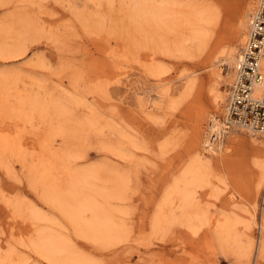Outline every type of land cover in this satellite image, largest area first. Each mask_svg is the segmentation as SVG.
I'll return each mask as SVG.
<instances>
[{
  "label": "rangeland",
  "instance_id": "1",
  "mask_svg": "<svg viewBox=\"0 0 264 264\" xmlns=\"http://www.w3.org/2000/svg\"><path fill=\"white\" fill-rule=\"evenodd\" d=\"M133 1L0 0V264H264V245L258 256L246 252L248 240L264 241V148L258 163L250 134L238 131L218 154L203 145L231 85L229 65L216 56L248 0H139L169 2L162 19L137 16ZM83 121L93 123L88 134ZM61 122L77 137L53 136ZM197 155L208 164L195 204L213 220L156 231L154 218L178 211V198L163 204L166 190ZM90 167L128 177L122 199L97 194L110 184L95 180L119 239L82 236L47 196H66L77 170ZM225 216L236 222L237 248L218 241ZM43 233L67 240L79 259L42 255L34 242Z\"/></svg>",
  "mask_w": 264,
  "mask_h": 264
},
{
  "label": "bare ground",
  "instance_id": "2",
  "mask_svg": "<svg viewBox=\"0 0 264 264\" xmlns=\"http://www.w3.org/2000/svg\"><path fill=\"white\" fill-rule=\"evenodd\" d=\"M142 1L134 0L132 3L133 9L135 10L137 16H140L145 12H148L150 14L152 13L151 15H153L156 18L159 17L160 19H162V17L165 18L171 13V12L169 13V11L171 10L170 3L167 1H160L157 5H155L154 3L153 4L150 3L147 6H144ZM262 1L263 0H248L242 12L238 14L236 17L235 28L232 31L228 45L224 47L222 51H219L222 54V57L216 56V59L217 58L219 59L218 62L220 64H222V62H226L229 65L230 70L228 75L230 76L229 82L231 84L236 75L241 45L243 44L244 39L246 37L252 16L259 9ZM202 36H203L202 32L199 30V28L198 27L194 28L193 38L195 40L196 39L199 40L198 41L200 42L199 48L201 49L205 48V42L203 43L202 40V38L204 37ZM216 75L218 77L222 76L221 73H219V70L216 71ZM219 84L220 82L214 88L215 101L217 102V106L221 107L225 101L226 93L221 91V87H219ZM61 113L59 112V114ZM59 114L57 115L59 118L58 120L62 119L61 115ZM62 123L63 122H61L60 124L58 123L59 125L54 127L52 126L53 128L51 131L53 136L60 135L64 137L66 141L71 138H74L75 136L77 137L78 131H76L73 135V133L71 134L69 128L64 126ZM81 124H85L84 126H82L84 128L85 126L88 125L92 126L93 123L90 121H83ZM86 129L84 128L83 131L86 132ZM237 131L246 132L238 129L226 130L221 119L217 118L215 115L211 116L208 125L209 135H206L203 141L204 148H206L207 151L213 154H218L219 150H221L222 147L224 146L226 135L227 137H232L233 135H236ZM87 132L86 134H88ZM249 134L252 138V141L250 142L252 145L251 147L255 151V155L257 156L256 157L257 162L260 163L261 158L259 156L262 148H264L263 146L264 144L262 145L259 144V142L262 140H258V137H262L264 141V135H257L253 133H249ZM84 135L85 134H83V136ZM108 146L111 147V144ZM10 150L12 149L10 148ZM110 150L118 154H124L126 151L123 149V147L120 146H112ZM63 155L66 154L63 153ZM203 155L195 156L193 160L184 169L181 176L176 178L172 183V185L168 188V190H166L167 193L163 198V204L167 206L173 204L175 205L174 200L178 198L179 200L178 211H176V209L174 210L171 208V210H169L170 212L168 213L169 215L167 218L161 215H160L161 217L160 216L156 217L158 215V213H156L157 215L154 216L156 218H154V222H153V227L156 231H160V232L164 231L169 224L177 221L187 224V226L191 228L199 227L200 225L207 223L208 220L209 223L211 222L210 221L211 218L207 216L206 211H202V209H198V207H196L195 204V195L197 193L196 191L199 187L204 186L203 175H204V171L206 170V165L208 164L207 160H205L206 157ZM262 163L264 162L262 161ZM101 179H103L105 183L110 184L109 190L107 191L104 190L103 192L96 191L97 194L107 199H110L111 197L122 199L124 197V192L126 191L127 181H128L127 175L124 172L119 171L118 169L115 168L107 169V167H102V168L90 167L84 170H77V173L73 176L72 179H70V183H69L70 185H68V187L65 189L64 193H66V196L64 194H63L64 196H59L58 194L55 193H50V194L48 193L47 196L50 200H52V202H56V204H58L59 208L62 210L65 216L71 221L77 232L80 233L82 236H89L91 238L98 240L111 241L113 239L115 240V238H118L121 235V233H119L120 228L116 226L117 224L115 225L114 222L112 221L110 215L111 213L107 211L104 205H99L96 201L97 197L95 198L96 195L94 194L95 180L99 181ZM85 188H89L91 191H93V193L91 191L87 192L88 190H85ZM163 209L164 207L161 208L160 211H162ZM88 213H90L89 215L90 217H87ZM164 213H166V211H164ZM32 216L40 219L43 218L38 213H34ZM225 217L226 218L223 219L224 221H222L217 225L218 241L224 246H231V247L233 246L234 248H237L236 244L239 242L240 238H239V234L236 232L237 230L236 222L235 220H229L227 216ZM262 224L263 225H261V227L263 230L264 229L263 221ZM156 234H158V232ZM160 234L161 233H159V235ZM263 245H264V241L261 238L258 245H256L252 239L248 240V247L246 249L247 255L250 254L252 250H256L258 256L263 249ZM34 247L40 253H42V255L50 259L61 260V262L64 263L70 262L71 260L77 261L79 259L77 256H75L76 253L74 252V249L71 247L70 243L67 242V240L64 241L61 237L53 235L51 233L41 234L39 239L36 242H34ZM257 259L258 258H256V260Z\"/></svg>",
  "mask_w": 264,
  "mask_h": 264
},
{
  "label": "built area",
  "instance_id": "3",
  "mask_svg": "<svg viewBox=\"0 0 264 264\" xmlns=\"http://www.w3.org/2000/svg\"><path fill=\"white\" fill-rule=\"evenodd\" d=\"M222 122L226 130L264 135V0L253 14L241 45Z\"/></svg>",
  "mask_w": 264,
  "mask_h": 264
}]
</instances>
